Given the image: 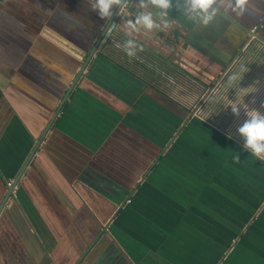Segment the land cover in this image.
I'll return each mask as SVG.
<instances>
[{
  "label": "crops",
  "instance_id": "crops-1",
  "mask_svg": "<svg viewBox=\"0 0 264 264\" xmlns=\"http://www.w3.org/2000/svg\"><path fill=\"white\" fill-rule=\"evenodd\" d=\"M143 3L125 0L113 24L186 69L200 95L247 39L264 47V0L239 14L217 0L207 23L186 0L164 17ZM89 4L0 0V202L16 181L0 264H264V159L233 113L219 106L211 120L175 84L164 94L123 69L111 80L120 67L103 41L34 147L109 19ZM149 11L151 29L129 27Z\"/></svg>",
  "mask_w": 264,
  "mask_h": 264
},
{
  "label": "clouds",
  "instance_id": "clouds-1",
  "mask_svg": "<svg viewBox=\"0 0 264 264\" xmlns=\"http://www.w3.org/2000/svg\"><path fill=\"white\" fill-rule=\"evenodd\" d=\"M151 4L155 8L162 10L160 16L164 17L168 13L164 10L169 8V0H150ZM188 10L195 12L199 16L202 23H207L212 19L213 15L217 12L219 5L217 0H186ZM233 11L239 10L242 13L245 9L246 4L250 3V0H228ZM90 9L95 11L96 15L101 18L111 17L113 15V9L123 13L125 6L120 0H90ZM140 7H144L143 0H141ZM152 12H140L136 15L135 23L131 20L127 21L129 27L135 29L136 25H142L146 29H151L154 26ZM167 24V20L164 21ZM126 45L131 44L132 41L128 40L125 42ZM125 52L128 55H132V49L125 47ZM244 72L243 66L240 71L232 73L228 76V81L235 82V86L231 83V86L235 89L239 88L234 92L235 99H229L226 95L219 97V103L222 107H228L233 114H238L240 108L245 109L244 119L236 128V132L243 138V147L258 159H264V112L255 107H248L243 102V96L251 91H254L252 86L239 87V80ZM210 101L213 103L217 102V98L210 97ZM239 105V107H238ZM211 114V113H210ZM209 114V115H210Z\"/></svg>",
  "mask_w": 264,
  "mask_h": 264
},
{
  "label": "trees",
  "instance_id": "trees-1",
  "mask_svg": "<svg viewBox=\"0 0 264 264\" xmlns=\"http://www.w3.org/2000/svg\"><path fill=\"white\" fill-rule=\"evenodd\" d=\"M128 40H131L132 43L126 45L125 42ZM125 47L131 48L133 54L128 55L125 52ZM248 50V52L246 51L247 53L245 52V57L247 58L248 56L250 61L247 65L252 67V69H256V67L264 63V47L258 41H255L251 43ZM99 53L104 58L118 65L121 69L164 94H167L173 88L174 83L172 79L174 81L176 78H182L190 83H193L195 80L192 74L175 63L170 57L160 55L116 27L101 44ZM228 76L223 80H228ZM195 82L196 81H194V84ZM227 96L230 97V94L228 93ZM218 102L219 101L215 103L212 102V112L216 108L218 110L221 109ZM222 108L229 110L228 107ZM229 116L230 113L225 117L226 121L230 120ZM209 118L213 120L214 117L210 115Z\"/></svg>",
  "mask_w": 264,
  "mask_h": 264
},
{
  "label": "built area",
  "instance_id": "built-area-1",
  "mask_svg": "<svg viewBox=\"0 0 264 264\" xmlns=\"http://www.w3.org/2000/svg\"><path fill=\"white\" fill-rule=\"evenodd\" d=\"M114 27H115V25L113 24L112 29L110 28V32L114 29ZM105 37H106V35H105ZM255 41L256 40L253 37H250L249 39H247L244 42V44L241 46L238 54L246 52L249 49V47L251 46V43L255 42ZM231 67L232 66H225L223 68V70L221 71V73L219 74V76H217L212 82H210L208 84L206 83L204 85V87L203 86L201 87V91H202V92L200 91L201 95L198 93L197 98H196V101H197L196 104H199L198 108L208 106L211 102L209 99L210 97H215V98H217V101H219V97H221L222 95L227 96L229 93L230 97H228V96L227 97L229 99H235L234 92L236 91V89L231 86V83H233V86H235V82L230 83L228 80L225 81L223 79L232 73L240 71L241 68H237V66H235L236 69L233 70L232 72H229ZM243 69H244L243 75L238 82L239 86L240 85H242L243 87L252 86L254 88V91H251V92H249L243 96V102L250 108L255 107V108L260 109V111L264 112V97L262 96V94H260V92L262 90L261 87L264 83V66H258V67H256V69H252V67H250V66H243ZM248 76H249V78H247ZM229 84H230V89H227L226 87L229 86ZM252 93H255V98L254 97L250 98V94H252ZM194 110L195 109L193 108L192 111H194ZM199 111L200 110H198L197 112H199ZM244 113H245V109L243 110L242 114L244 115ZM208 118H209V116H208ZM233 118H235V117H233ZM11 184H12V182L9 180L6 185L10 186ZM11 196H15V186L12 189Z\"/></svg>",
  "mask_w": 264,
  "mask_h": 264
},
{
  "label": "rangeland",
  "instance_id": "rangeland-1",
  "mask_svg": "<svg viewBox=\"0 0 264 264\" xmlns=\"http://www.w3.org/2000/svg\"><path fill=\"white\" fill-rule=\"evenodd\" d=\"M160 34H162V32L160 33ZM175 35H177V34H175ZM175 35H171L170 36V39H172V41L173 42H175L176 41V39L178 40V38L175 36ZM249 50H247V52H248ZM246 52V53H247ZM250 57V56H249ZM248 62H250L249 61V59H248V56H247V58L245 57V52H243V53H241V54H238L237 56H235L232 60H231V62L227 65V66H232L231 67V69L229 70V72H232L233 70H235L236 68H235V66H237V68H241V66H248L247 65V63ZM226 64V63H225ZM239 66V67H238ZM117 70H118V72H120L119 74H121V75H117ZM117 70H116V73H113L111 76H110V79L111 80H120V79H125V78H128V77H130L126 72H124L121 68H117ZM123 74H125L126 76H128V77H125V75H123ZM218 74V73H217ZM243 75V74H242ZM115 76H117V77H115ZM217 76V75H216ZM250 76V75H249ZM249 76L247 77V78H249ZM206 80H209L208 78H206ZM172 82L175 84V86L174 87H176V88H178V92L180 91L181 93H184V94H187V100H190L191 98H193L192 99V101H191V103H190V107H191V109H195L194 111L197 113V111L198 110H200L201 109V111L203 112V109H204V107H201V108H198L199 107V104H196L197 102H196V97L195 96H197V93L199 92V88H198V85L197 84H194V83H192L193 85H189L188 83H190V82H186L184 79H182V78H176V79H174V81H173V79H172ZM189 85V86H188ZM227 89H230V84H229V86H227L226 87ZM118 89H119V87H118ZM199 89V90H198ZM190 94H191V96H190ZM260 94H261V92H260ZM259 94V95H260ZM195 95V96H194ZM178 96V95H177ZM255 98V93H252V94H250V98ZM190 98V99H189ZM210 105V106H209ZM208 106L209 107H207L208 108V110H209V113L208 114H210L211 116H213V117H215V115H214V113L212 112V105H213V103H212V101L210 102V104H209ZM238 107H239V105H238ZM243 110H244V108H240V111L238 112V114H233L234 116L233 117H235V118H233L232 120H237V122H234V126H236V125H238V124H240V122H242V118H244V115L242 114V112H243ZM210 115H208V116H210ZM192 119H197L196 117H192ZM231 120V121H232ZM231 121L230 122H228V121H225L224 122V127L226 126V127H229L230 126V124H231ZM239 122V123H238ZM190 126H195V121H191L190 122ZM237 128V127H236Z\"/></svg>",
  "mask_w": 264,
  "mask_h": 264
},
{
  "label": "water",
  "instance_id": "water-1",
  "mask_svg": "<svg viewBox=\"0 0 264 264\" xmlns=\"http://www.w3.org/2000/svg\"><path fill=\"white\" fill-rule=\"evenodd\" d=\"M124 1H125V0H120V2H121L122 4H123ZM117 11H118V8L115 9L114 12H113V15H112L111 17H109L108 21L105 23V25H104L103 28L101 29V31H100L98 37L96 38L94 44L92 45V47L90 48V50H89L88 53L86 54L85 58L83 59V61H82L81 65H80V67H79V69H78V71H77L75 77L73 78V80L71 81V83H70V85H69V88H67V91H66V93L64 94V96H63V98H62L60 104H59V105L57 106V108L55 109V111H54L55 113L52 115V117H51L50 120L48 121V123H47V125H46L44 131H43L42 134L39 136L38 141L36 142V144H35V146H34L35 148H36L37 144L40 142V140L42 139V137H43L44 133L46 132V130L48 129V127L50 126V124H51L53 118L55 117V115L57 114L58 110L60 109V107H61L63 101L65 100L66 96L68 95L70 89H71L72 86L75 84L76 80L78 79V77L80 76V74L82 73V71L84 70V68H85L86 64L88 63V61H89V60L92 58V56L95 54V51H96L97 47L99 46L100 42H101V41H104L105 38L109 35L110 28L112 29L113 22H114V17H115V15H116ZM105 35H106V37H105ZM35 148L32 149L30 155L33 154ZM15 183H16V181L12 182V184H11L10 186H8L9 188H8V190L6 191L4 197L2 198V200H1V202H0V209H1V207L3 206V204L5 203V201L11 196V194H12V189L14 188Z\"/></svg>",
  "mask_w": 264,
  "mask_h": 264
},
{
  "label": "flooded vegetation",
  "instance_id": "flooded-vegetation-1",
  "mask_svg": "<svg viewBox=\"0 0 264 264\" xmlns=\"http://www.w3.org/2000/svg\"><path fill=\"white\" fill-rule=\"evenodd\" d=\"M238 55V54H237ZM225 66H223V68H224ZM223 68H222V70H223ZM221 70V71H222ZM221 71H219V73H218V75L217 76H219V74L221 73ZM194 81H196V80H194ZM194 81H193V83H194ZM190 84H192V83H190ZM193 85V84H192ZM239 87H243L242 85H240ZM237 90V92L239 93V88H237L236 89ZM197 102V101H196ZM219 106H220V104H219ZM204 112H205V106H204ZM208 117V116H207ZM233 118V117H232Z\"/></svg>",
  "mask_w": 264,
  "mask_h": 264
}]
</instances>
